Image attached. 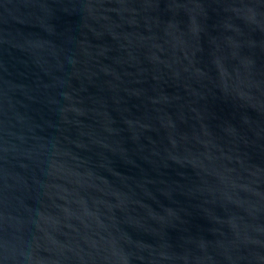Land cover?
Instances as JSON below:
<instances>
[{"label":"water","instance_id":"95a60500","mask_svg":"<svg viewBox=\"0 0 264 264\" xmlns=\"http://www.w3.org/2000/svg\"><path fill=\"white\" fill-rule=\"evenodd\" d=\"M0 264H264V0H0Z\"/></svg>","mask_w":264,"mask_h":264}]
</instances>
